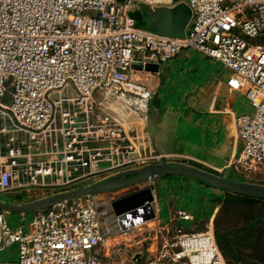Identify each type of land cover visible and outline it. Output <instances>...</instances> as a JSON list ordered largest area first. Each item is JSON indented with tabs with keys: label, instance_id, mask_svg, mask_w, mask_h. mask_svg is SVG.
<instances>
[{
	"label": "built area",
	"instance_id": "built-area-1",
	"mask_svg": "<svg viewBox=\"0 0 264 264\" xmlns=\"http://www.w3.org/2000/svg\"><path fill=\"white\" fill-rule=\"evenodd\" d=\"M134 1L0 0V196L36 200L164 162L145 131L159 71L133 64L185 49L221 62L230 92L252 104L234 118L240 149L228 167L264 184V0H187L180 36L140 27ZM151 184L65 199L18 227L0 210V251L19 249L18 262L0 264H228L213 218L188 230L180 222L195 215L175 208L161 222L156 199V217L122 227L113 202Z\"/></svg>",
	"mask_w": 264,
	"mask_h": 264
},
{
	"label": "crops",
	"instance_id": "crops-1",
	"mask_svg": "<svg viewBox=\"0 0 264 264\" xmlns=\"http://www.w3.org/2000/svg\"><path fill=\"white\" fill-rule=\"evenodd\" d=\"M139 2L150 8L145 15L151 28L148 30L158 34L180 36L169 33L174 30L175 20L179 21L180 5L187 6L184 14L191 17L187 0ZM229 74L221 62L192 49L161 63L152 99L163 95L159 100L162 106L155 107L145 131L155 150L169 156L164 162L187 163L227 178L233 173L238 175L228 167L240 149L234 118L243 112L242 104L248 99L243 93L230 92Z\"/></svg>",
	"mask_w": 264,
	"mask_h": 264
},
{
	"label": "rangeland",
	"instance_id": "rangeland-1",
	"mask_svg": "<svg viewBox=\"0 0 264 264\" xmlns=\"http://www.w3.org/2000/svg\"><path fill=\"white\" fill-rule=\"evenodd\" d=\"M149 10V7L143 5V3H140L137 0L132 2L128 8V11L131 12L129 14H134L133 16L137 20V24L145 29H151L149 27V21L145 16L148 14ZM162 96L163 95L160 94L158 98L152 99L150 101L148 113L150 121H152L155 107L162 106L159 101ZM5 100L7 101L8 98ZM241 102L242 99H240L239 103ZM242 105L243 112L241 114L250 113L253 111V106L250 101L247 100L246 103ZM151 128H153L152 125ZM231 177L237 179L241 178L239 175H235V173H233ZM183 180L185 181L179 182V179L176 177L171 180L169 176H161L152 179L156 188L158 217L160 218L161 222H167L175 208H184L193 213L196 217L194 221L181 222V225L188 230H207L211 218H213V225L215 226V229H244L253 221L256 216L264 213L263 201L250 202L236 200L234 202H226L222 199H215L212 201V203L211 199L213 197H211L209 194H205L203 189L202 191H199L197 182H194L192 179ZM127 190H131V188ZM218 193L223 194L220 191H218ZM22 195L24 194H6L0 196V200L4 202H22V199H26V202L30 201L28 198H23ZM212 208L214 209L213 211ZM33 213L34 211L25 212L26 217L23 219L22 212H6L8 224L11 227H18L22 224L28 223L32 219ZM234 240V245H237L235 249L239 248L240 251H234V258L231 257L230 260L228 259L229 264H264V251L256 249L257 247L255 245V239L251 234H249V232H244L243 237L240 239L235 237ZM235 254L239 255V257L243 260L236 257ZM18 259V245H11L0 251V262H18ZM123 260H125V263H123ZM128 261L129 260L127 258L118 257L112 262L107 263L127 264Z\"/></svg>",
	"mask_w": 264,
	"mask_h": 264
},
{
	"label": "water",
	"instance_id": "water-1",
	"mask_svg": "<svg viewBox=\"0 0 264 264\" xmlns=\"http://www.w3.org/2000/svg\"><path fill=\"white\" fill-rule=\"evenodd\" d=\"M187 6L180 5L177 9L180 15L179 21L175 20L173 32L171 34L183 35L185 25L189 21L190 14H184ZM176 12V14H177ZM133 68L145 69L147 71H159V64L134 63ZM179 175L189 178H196L213 187L232 191L237 194H244L264 199V184L254 183L244 180H233L220 174L205 170L203 168L189 165L183 162H162L151 164L140 168H135L120 172L113 176L107 177L87 187L74 189L66 192L55 193L43 198H38L24 203L4 202L0 200V210L6 212L37 211L50 207L65 199H72L88 193H101L108 190L118 189L129 186L140 181L152 180L161 176ZM156 188L154 184L130 193L113 202V208L116 214H124L121 217L122 227H127L142 221L156 217L153 203L156 201Z\"/></svg>",
	"mask_w": 264,
	"mask_h": 264
},
{
	"label": "trees",
	"instance_id": "trees-1",
	"mask_svg": "<svg viewBox=\"0 0 264 264\" xmlns=\"http://www.w3.org/2000/svg\"><path fill=\"white\" fill-rule=\"evenodd\" d=\"M169 177L171 180H173L174 177H176L177 179H179V182L185 181L183 179H192L194 182L198 183L199 191H202L203 189V191H205V194H209L211 197H213L211 199V202L214 201L215 199L217 200L222 199V200H225L226 202H234L236 200L250 201V202L252 201H263L264 202V199L261 197H253V196H248L244 194H237L229 190L213 187L196 178H189V177L179 176V175H169ZM230 179L246 181L243 178H240V179L230 178ZM218 191L222 192L223 194L218 193ZM213 208H212V211L214 210ZM244 232H249V234H251L252 237L255 239V245L257 247L256 249H260L264 251V213L256 216L253 219V221L244 229L220 230L219 228L215 229V226H214V233H215L217 243L222 253L224 254L227 262L230 260L231 257L234 258V251L236 252L240 251L239 248L235 249L237 245H234V242H235L234 238L236 237L237 239H240L241 237H243ZM236 257L243 260L242 258L239 257V255H236Z\"/></svg>",
	"mask_w": 264,
	"mask_h": 264
}]
</instances>
